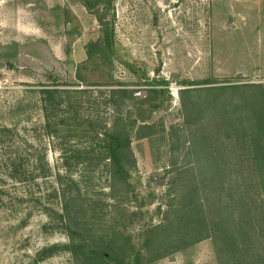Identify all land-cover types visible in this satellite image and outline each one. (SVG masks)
Instances as JSON below:
<instances>
[{"label": "rangeland", "instance_id": "1", "mask_svg": "<svg viewBox=\"0 0 264 264\" xmlns=\"http://www.w3.org/2000/svg\"><path fill=\"white\" fill-rule=\"evenodd\" d=\"M114 9L112 65L87 63L83 84L65 88L90 91L93 104L86 110L109 125L112 108L100 93L109 87L96 83L108 81L110 74L132 89L133 101L145 96L150 82L169 81V95L151 114L152 129L132 139L131 181L148 211L144 222L151 217L156 222L155 207H165L177 168L193 162L186 154L190 144L182 129L179 81H264V0H115ZM98 23L79 0H0V264H72L65 251L36 260L43 248L67 241L54 221L61 210L58 173L63 168L44 131L39 91L51 78L79 81L77 67L85 62V45L99 36ZM171 126L178 129L173 136ZM81 185L106 198L102 165ZM135 205L137 200L130 206ZM142 224L135 222L128 231L136 234ZM150 264L217 261L206 239Z\"/></svg>", "mask_w": 264, "mask_h": 264}, {"label": "trees", "instance_id": "2", "mask_svg": "<svg viewBox=\"0 0 264 264\" xmlns=\"http://www.w3.org/2000/svg\"><path fill=\"white\" fill-rule=\"evenodd\" d=\"M114 1L79 0L95 14L99 36L85 45L77 83L51 78L39 91L44 131L63 168L58 173L61 210L54 221L67 241L43 248L36 260L65 251L72 264H150L211 239L217 264H264V81H179L182 129L190 144L186 154L193 162L177 168L171 178L165 207H155L159 219L144 222L148 211L131 181L136 168L132 139L152 129L151 114L169 95V81L150 82L145 96L136 95L133 101L132 89L110 74L108 81L96 83L109 87L100 91L112 108L109 125L86 110L93 104L90 91L65 88L83 84L81 71L87 63L112 65ZM177 131L169 128L172 136ZM100 165L106 198L81 185ZM139 221L143 224L137 233H130L128 227Z\"/></svg>", "mask_w": 264, "mask_h": 264}]
</instances>
